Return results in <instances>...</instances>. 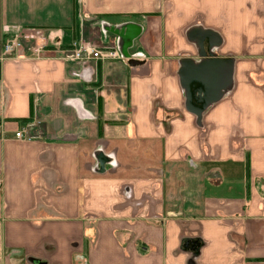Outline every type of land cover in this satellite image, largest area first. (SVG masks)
<instances>
[{"label":"crops","instance_id":"1","mask_svg":"<svg viewBox=\"0 0 264 264\" xmlns=\"http://www.w3.org/2000/svg\"><path fill=\"white\" fill-rule=\"evenodd\" d=\"M27 29L49 52L4 57ZM203 35L233 69L199 119ZM0 127V264H264V0H0Z\"/></svg>","mask_w":264,"mask_h":264},{"label":"water","instance_id":"2","mask_svg":"<svg viewBox=\"0 0 264 264\" xmlns=\"http://www.w3.org/2000/svg\"><path fill=\"white\" fill-rule=\"evenodd\" d=\"M204 36L206 35H203L202 40L198 41L201 57L207 59L210 56V59L198 65H185L180 73L181 84L186 92L187 110L199 119L212 103L220 100L222 92L229 85L233 69V63L230 60H221L214 57L212 50L217 46V43H211L208 51H205ZM194 83L199 84L196 93L191 91ZM195 97L199 101L204 99L205 103L202 107L192 103V99Z\"/></svg>","mask_w":264,"mask_h":264},{"label":"built area","instance_id":"3","mask_svg":"<svg viewBox=\"0 0 264 264\" xmlns=\"http://www.w3.org/2000/svg\"><path fill=\"white\" fill-rule=\"evenodd\" d=\"M23 41L31 42L33 44L32 52L36 59L43 58L45 53L49 52V42L46 32L42 29H27L20 34H16L14 37L5 42L3 47L4 57H20L24 51L22 44ZM74 47H77V45L75 44ZM106 58L116 59L117 53L109 52L103 54L95 49L82 47L77 49L73 55V59L75 61H91ZM15 138L19 141H32L31 138L26 136V132L24 130L17 132L15 134ZM1 186L2 182L0 180V188Z\"/></svg>","mask_w":264,"mask_h":264},{"label":"flooded vegetation","instance_id":"4","mask_svg":"<svg viewBox=\"0 0 264 264\" xmlns=\"http://www.w3.org/2000/svg\"><path fill=\"white\" fill-rule=\"evenodd\" d=\"M192 85H194V86L192 87L191 91H192V93H196L197 89L199 88V84L194 83ZM192 103L196 106L202 107L204 105L205 101H204V99L202 101H199V99L197 97H195L192 99Z\"/></svg>","mask_w":264,"mask_h":264}]
</instances>
